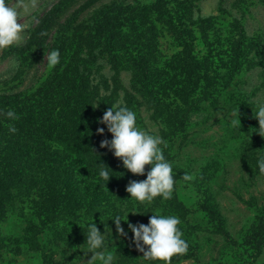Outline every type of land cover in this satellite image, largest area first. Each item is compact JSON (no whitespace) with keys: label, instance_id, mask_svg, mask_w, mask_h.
Masks as SVG:
<instances>
[{"label":"rangeland","instance_id":"obj_1","mask_svg":"<svg viewBox=\"0 0 264 264\" xmlns=\"http://www.w3.org/2000/svg\"><path fill=\"white\" fill-rule=\"evenodd\" d=\"M75 1L35 0L33 5L31 0H24L17 5L9 0L20 11V21L28 26L13 45L44 40L46 48L42 55L34 46L10 58H3L0 49V95H10V109L17 117L20 113L29 115L40 120L41 130L67 133L72 132V127L65 123L64 115L88 114L95 108H109L118 100L128 106L125 91L128 89L136 96L130 108L137 113L138 125L166 141L162 147L164 154L169 153L165 157L173 163V174L181 166L182 175L192 176L191 180L184 177L177 180L170 199L161 198L164 204L165 200L169 203L176 197L190 210L189 215L182 216L183 220L178 210L173 212L180 217L179 227L188 243L187 251L167 261L150 260L142 257L128 227L124 229L127 235L112 229L107 231L111 239L106 240V251L114 256L112 264H264V172L257 165V160L264 157V125L261 135L255 117L258 104L264 103L262 1L100 0L90 8H83L85 0H77L76 4ZM102 5L108 11L95 13ZM76 10H84L72 25L79 30L68 34L67 41L56 47L60 50V62L49 66L46 56L53 49L51 44L61 25ZM183 13L185 17L181 19ZM115 16L119 19L118 31L110 34H119L121 42L116 44V52L99 54L95 59H91L87 50L79 52L78 41L86 37L87 31L98 33L93 23L109 21ZM170 21L189 38L192 54L198 62H206L209 76L213 77L210 81L214 82L210 96L190 109L183 100L170 97L169 102L183 110V119L187 110L189 115L185 124L175 123L176 134L172 132L175 127L168 129L160 118L175 111L162 108L158 112L148 97L134 90L133 85L139 80L136 70L141 52L130 43L141 32H147L150 37L155 36L157 50L163 56L174 57L183 47L178 43L177 33L170 28ZM82 98L87 103L80 102ZM77 102L86 104L83 110L81 106L76 108ZM195 103L197 99L193 98L192 105ZM198 171L204 173L206 181H199L200 186L196 181L200 176ZM206 190L214 197L220 218L212 219L206 211H201L200 206L208 196ZM156 210L159 214H169L164 210L161 213V206ZM145 214L138 224H146L145 219L151 215ZM2 229L3 235L8 236L15 230L6 224ZM254 237L257 247L248 242ZM126 238L130 242L128 251L115 252ZM53 239L46 234L40 244L19 245L18 254L12 251L0 255V264H88L92 253L87 251L86 244L76 246Z\"/></svg>","mask_w":264,"mask_h":264},{"label":"trees","instance_id":"obj_2","mask_svg":"<svg viewBox=\"0 0 264 264\" xmlns=\"http://www.w3.org/2000/svg\"><path fill=\"white\" fill-rule=\"evenodd\" d=\"M98 1L100 0H85L87 4L85 3L83 8L95 6ZM261 1L264 4V0ZM76 2L77 0L75 4ZM106 7L98 6L94 12L105 14L108 11ZM119 7L117 6V9ZM84 10H76L61 25L51 48L62 45L67 41L65 38L68 34H75L79 30L72 25ZM117 17L104 22L96 20L93 26L98 33L88 30L86 37L78 41L79 52L89 51L91 59H95L99 54L116 52V44L121 40L119 34L112 35L110 32L118 31ZM184 17L183 13L181 19ZM143 24L137 26L141 27ZM169 25L177 33L178 43L180 42L183 47L174 57L163 56L162 52L157 50L155 36L150 37L147 32H141L134 39V43L133 41L130 43L141 52L138 55L136 70L139 80L135 81L134 90L148 97L154 107L159 109L158 112L162 111V108L165 111H175L160 118L164 120V125L168 129L175 127L172 132L176 134L175 123L185 124L189 115L187 110L183 119V110L174 107L169 102L170 97L183 100L190 109L210 96L209 90L213 91L214 82L210 81L213 77L209 76L206 62H198L196 56L192 54L189 38L172 21ZM34 46L42 55L46 43L40 40L23 46L11 45L2 49V57L10 58ZM79 52L76 51V56ZM166 59L169 61H165ZM125 91L130 107L136 96L128 89ZM193 98L197 99V103L192 105ZM80 102L87 103L84 98ZM11 103L10 95H0V109L7 111ZM85 105L78 103L76 108L81 106L83 110ZM107 108L100 110L95 108L88 114L64 115L65 123L72 127V132L67 133L41 130L39 119H33L29 115L24 116L22 113H20L22 117L20 115L11 121L0 116V255L12 251L18 254L19 245L40 244V239L46 234L54 237L53 242L64 241L71 245L82 246L85 244L87 224L94 222L101 232L116 229L115 223L110 219L115 215H120L125 220L127 218L126 221H120L121 226L127 229L129 223L138 224L145 213L150 215L158 213L157 206L162 207L161 213L164 210L165 213L173 214L178 210L181 217L190 214L188 207L176 197L169 203L165 200L164 204L160 196L155 197L152 202L129 199L130 194L126 191V186L131 180H144L150 166H145L144 174H133L124 168L122 160L114 156L112 150L100 147L102 140H111L112 137L106 125L98 123ZM26 110L27 108L23 113ZM10 125L15 126V132L9 131ZM98 127L105 128L103 134L97 132ZM168 154L164 155L169 156ZM99 163L105 164L113 171H110L112 176L108 181L100 177ZM177 171L174 175V189L177 180L184 177L181 166L177 167ZM198 175L200 176L196 177V181L197 186H200L199 181L202 180L203 183L206 181L203 179L205 177L203 172L198 171ZM198 190L200 191V188ZM205 193L208 196H205V201L200 206L201 211H206L212 219L218 218V206L214 204V197L207 190ZM149 203L147 210H144ZM132 212L135 216L132 214L130 216ZM145 221L147 224L149 219ZM5 224L15 228L9 236L3 235L2 227ZM123 242L122 247L111 249L124 254L128 251L127 247L130 248V242L128 238ZM248 242H253V247L258 246L256 237L249 239ZM54 253L53 251L52 254ZM46 254V252L42 254L43 259Z\"/></svg>","mask_w":264,"mask_h":264},{"label":"clouds","instance_id":"obj_3","mask_svg":"<svg viewBox=\"0 0 264 264\" xmlns=\"http://www.w3.org/2000/svg\"><path fill=\"white\" fill-rule=\"evenodd\" d=\"M23 2L24 0H12V3L17 5ZM31 3L34 5L35 0H31ZM20 16L18 8L12 6L9 0H0V49L13 45L25 34L24 30L28 26L20 21ZM46 58L49 66L57 65L61 59L60 50L51 49ZM0 116L8 118L9 121L18 118L12 109H0ZM255 117L259 121L258 131L262 135L264 103L258 104ZM98 123L106 125L107 131L112 134L111 140L104 139L100 142V147L112 150L113 155L122 160L124 168L133 174H144L145 165H150L144 180H131L126 186V191L130 194L129 199L134 198L139 202H152L157 196L170 199L175 178L173 163L166 159L162 147L166 145V141L155 132L141 128L137 123V113L119 100L104 111ZM9 131L15 132V126L10 125ZM104 131V127L97 128L100 134ZM99 165L100 177L108 181L112 176L110 171H113L103 163ZM257 165L259 170L264 172V157L257 160ZM184 179L191 180L192 176L185 173ZM110 219L115 223L118 233L127 235L120 224V221L125 219L120 215ZM180 223V217L176 215L158 213L151 215L147 224L129 223L128 228L133 234L137 249L143 253L142 257L167 261L173 255L187 251L188 243L183 238ZM86 228L85 244L87 251L92 253L88 264L95 260H98L99 264H112L114 256L106 251V240L111 239L110 232H101L94 222L87 224Z\"/></svg>","mask_w":264,"mask_h":264}]
</instances>
